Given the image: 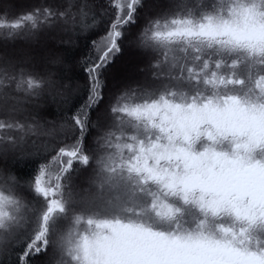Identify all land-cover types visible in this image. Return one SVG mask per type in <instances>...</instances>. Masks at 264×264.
Wrapping results in <instances>:
<instances>
[{"label":"snow or ice","instance_id":"6c2138e0","mask_svg":"<svg viewBox=\"0 0 264 264\" xmlns=\"http://www.w3.org/2000/svg\"><path fill=\"white\" fill-rule=\"evenodd\" d=\"M15 7L82 50L0 54V264H264V0Z\"/></svg>","mask_w":264,"mask_h":264},{"label":"trees","instance_id":"16d2710c","mask_svg":"<svg viewBox=\"0 0 264 264\" xmlns=\"http://www.w3.org/2000/svg\"><path fill=\"white\" fill-rule=\"evenodd\" d=\"M5 0H0V4H3ZM45 3H48V0H44ZM147 3H155L156 0H146ZM11 3L15 4L16 7L13 9H10L8 12L9 17H13L16 15L17 12H20L24 9L30 8L34 3L39 4L40 0H11ZM64 39H68L69 37L64 34ZM59 35L51 32L41 33L40 38L38 41L33 42L31 44H26L20 41H17L14 44H9L7 46H3L2 43H0V54L4 53L6 55H13V56H19L22 54V50L26 51L28 54L33 55L37 58L42 57L45 55V53L48 50H63L67 57L71 59L74 57L82 48H78L75 52L72 50L71 46H63V45H57L56 39L59 38ZM55 37V38H54ZM79 43L83 45V41L80 40ZM129 60V56L127 53L121 58V62H127ZM135 63V62H134ZM48 118H51L54 116V108L51 105H48L45 109L42 110ZM19 173L21 176H27L31 173V165H22L19 166ZM87 173L82 174L78 178V183H82L83 180L86 178ZM188 217H195L197 214L194 211H190L188 214ZM126 218V217H125ZM146 223H151L153 226H155V221L151 217H144L143 218ZM159 226V225H157Z\"/></svg>","mask_w":264,"mask_h":264},{"label":"rangeland","instance_id":"374dc122","mask_svg":"<svg viewBox=\"0 0 264 264\" xmlns=\"http://www.w3.org/2000/svg\"><path fill=\"white\" fill-rule=\"evenodd\" d=\"M109 212H111V213H115V212H116V209H115V208L110 209Z\"/></svg>","mask_w":264,"mask_h":264}]
</instances>
